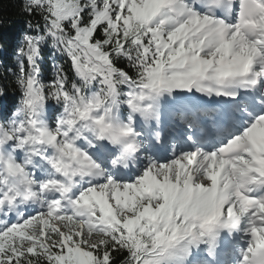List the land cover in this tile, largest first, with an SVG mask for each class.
Listing matches in <instances>:
<instances>
[{
	"label": "snow or ice",
	"instance_id": "1",
	"mask_svg": "<svg viewBox=\"0 0 264 264\" xmlns=\"http://www.w3.org/2000/svg\"><path fill=\"white\" fill-rule=\"evenodd\" d=\"M20 14L0 264H264V0Z\"/></svg>",
	"mask_w": 264,
	"mask_h": 264
},
{
	"label": "trees",
	"instance_id": "2",
	"mask_svg": "<svg viewBox=\"0 0 264 264\" xmlns=\"http://www.w3.org/2000/svg\"><path fill=\"white\" fill-rule=\"evenodd\" d=\"M21 0H0V86L4 88L5 95L0 97V106L11 107L19 93L15 92L10 83V77L4 69L14 66V54L24 31L25 16L20 14ZM47 64V60H46Z\"/></svg>",
	"mask_w": 264,
	"mask_h": 264
},
{
	"label": "rangeland",
	"instance_id": "3",
	"mask_svg": "<svg viewBox=\"0 0 264 264\" xmlns=\"http://www.w3.org/2000/svg\"><path fill=\"white\" fill-rule=\"evenodd\" d=\"M170 110V109H168ZM170 115H169V119L167 120V125L170 124H179V112L177 109H171L170 112L167 111ZM169 122V123H168Z\"/></svg>",
	"mask_w": 264,
	"mask_h": 264
},
{
	"label": "bare ground",
	"instance_id": "4",
	"mask_svg": "<svg viewBox=\"0 0 264 264\" xmlns=\"http://www.w3.org/2000/svg\"><path fill=\"white\" fill-rule=\"evenodd\" d=\"M171 110V109H170ZM170 110H166V112H165V123L167 122V120L169 119V113L167 112V111H169L170 112ZM169 123V122H168ZM166 125H167V123H166ZM168 125H170V124H168Z\"/></svg>",
	"mask_w": 264,
	"mask_h": 264
}]
</instances>
